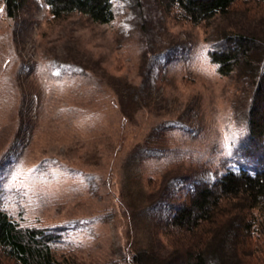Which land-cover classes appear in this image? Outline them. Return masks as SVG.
<instances>
[{
  "label": "rangeland",
  "instance_id": "1",
  "mask_svg": "<svg viewBox=\"0 0 264 264\" xmlns=\"http://www.w3.org/2000/svg\"><path fill=\"white\" fill-rule=\"evenodd\" d=\"M141 3L102 25L55 19L44 0L10 19L0 0V200L24 227L63 229L57 255L76 264H133L152 243L163 261L181 256L164 229L172 203L251 148L254 79L220 75L209 53L226 35L264 38V3L200 25ZM244 250L225 258L264 264V235Z\"/></svg>",
  "mask_w": 264,
  "mask_h": 264
},
{
  "label": "trees",
  "instance_id": "2",
  "mask_svg": "<svg viewBox=\"0 0 264 264\" xmlns=\"http://www.w3.org/2000/svg\"><path fill=\"white\" fill-rule=\"evenodd\" d=\"M29 1L3 0L7 17L15 19ZM246 1L161 0L159 5H165L170 13L176 12L179 19L200 25L227 16ZM254 1L264 3V0ZM44 2L55 19L80 13L102 25L114 21L119 5L139 13L142 9L141 0ZM209 56L220 75L229 76L238 71L254 79V95L246 110L251 148L247 157H237L239 169H229L216 180H195L183 199L172 203L164 229L176 231L174 239L185 241L186 250L181 256L163 261L152 243L137 250L133 264H229L228 252L234 258L244 256V249L252 245L256 235H264V221L258 223L254 215L256 210L264 211V38L246 33L226 35L221 42L211 44ZM250 168L256 172L252 173ZM235 202L243 204L236 207ZM241 207L244 213L237 211ZM60 230L63 229L24 227L4 209L0 200V258L15 264H76L57 255L60 237L55 231ZM216 238L219 245L215 249L212 240Z\"/></svg>",
  "mask_w": 264,
  "mask_h": 264
}]
</instances>
